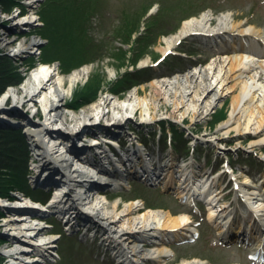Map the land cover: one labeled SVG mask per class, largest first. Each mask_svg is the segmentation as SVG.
<instances>
[{"label": "bare ground", "instance_id": "1", "mask_svg": "<svg viewBox=\"0 0 264 264\" xmlns=\"http://www.w3.org/2000/svg\"><path fill=\"white\" fill-rule=\"evenodd\" d=\"M35 1L31 0L30 3ZM230 14L222 15L217 24L208 12L199 17L185 19L175 34L165 37L162 52H166L178 40L188 35L202 37L207 44V41L227 35V38L232 39L231 52H244L248 55L240 54V57L226 58L217 56L208 69H199L198 72L187 73L183 78L172 81L153 78L149 82L152 89L149 97L140 98L143 95L139 89L126 95L125 99L120 94L115 95L108 91L107 93L114 97L104 92L99 96V100H92L90 105L77 112L63 111L62 107L67 98L66 79L61 76V69L57 64H41L31 71L20 88H10L0 98V131L12 127L14 130L9 131H13L15 137H30V142L36 148L30 147L33 160H38L34 169L37 173L33 187L39 186L43 191H47L54 186L51 205L46 208L32 206L31 199L28 203H22L15 197L13 200L16 201L12 200V203L0 199V206L8 210L4 215L1 213L4 217L1 228L6 230L9 238H0L1 245H5L2 253L7 257V264L45 263L43 256H47L54 248L56 239L53 236L45 237L47 232L43 226L47 223L32 220L30 217L41 218V213L47 211L63 218L69 230L72 226L77 227L83 234L96 226L98 228L95 231L104 230L99 238L113 250V255L118 256L117 264H145L149 260L166 264L172 255L171 244H177L178 241L188 243L196 237V231L191 225L192 219L185 212L173 216L170 211L164 209H147L142 212L141 209L145 205L143 199L131 201L123 208L118 203L106 206L107 186L121 187L129 183L131 176L132 179L147 182L157 180V184L164 187L162 190L173 188L175 196L190 206L194 205L192 203L195 200L202 202L208 220L220 234L219 239H231L246 246L256 241V258L258 264L263 263L264 193L262 194L257 185L250 184L247 180L237 184L239 195L241 194L247 209V212L240 213L237 218L234 207L224 199L227 193L224 192L225 185L219 183L222 174L233 173L227 156H223L224 160L221 159L219 168L209 174H206V171L202 174L196 173L197 166L194 165L197 164L192 160L174 167L175 157L171 153L154 154L152 148L151 151H145L150 146L144 145V142L134 144L132 136L135 134L133 128L128 125L137 113L138 123L145 127L156 120L173 117L182 109L184 110L181 111L179 119L191 116L195 121L202 120L223 98L222 90L226 83L233 80L238 81L239 86L243 85V91L236 97L230 117L223 118L226 120L223 125L229 128L237 114H242L237 120L240 121L249 110L243 122V130L240 123L234 130L238 133L243 131L244 137L253 139L250 147L261 148L264 143V135L259 137L264 129V60L261 57L264 58V54H260L259 48L251 46V43L258 40L259 33L252 28L243 30L244 22L232 23L233 15ZM236 17L234 14V18ZM31 21L33 18L27 17L17 21L16 25L28 26ZM4 43L8 46L13 42L7 40ZM39 46L40 41L32 39L28 43L23 42L15 54L22 55L35 47L39 49ZM219 52L217 49L214 54L219 55ZM138 62L139 59L136 63ZM255 62L257 63L254 64ZM217 68L219 70L215 74L214 70ZM254 72L253 81L249 83L246 75ZM86 73L87 69L84 68L69 75L71 89ZM258 80L263 82L260 87ZM204 93L210 95L209 100L202 97L201 94ZM8 96H14L20 104L29 105L39 96L44 118L38 122L28 115L30 113L18 109L17 106L2 109L1 104ZM257 96V109L250 108L249 105ZM159 99L163 100L164 104L161 105ZM241 102L249 108L242 107ZM165 104H171V112H162ZM104 119L107 121L102 122ZM95 123L98 124L92 125L95 127L91 128L90 125ZM2 124H9V128H2ZM225 132L230 133L231 130L227 129ZM104 139L111 140L113 145ZM194 142L191 141L190 144L193 145ZM139 146H142V149ZM169 147L173 149L172 144ZM122 150L124 151L121 152ZM176 170L177 176L174 174ZM95 231L92 233L94 236ZM37 236L42 238L39 240ZM204 262L194 257L184 258L178 264H205Z\"/></svg>", "mask_w": 264, "mask_h": 264}, {"label": "rangeland", "instance_id": "2", "mask_svg": "<svg viewBox=\"0 0 264 264\" xmlns=\"http://www.w3.org/2000/svg\"><path fill=\"white\" fill-rule=\"evenodd\" d=\"M30 1L0 0V59L5 61V63L0 64L2 67L10 68L19 81L18 84L6 86L0 91V98L10 88H20L34 68L41 64H57L61 69V76L65 77L67 84V98L66 104L62 107L63 111L77 112L90 105L92 100L94 102L96 99L99 100L104 92L111 97H114L111 93L120 94L125 99L126 95H130L139 89L143 95L140 98H146L150 96L152 89L149 82L153 78H164L167 81H172L183 78L187 73L198 72L199 69H208L217 56L223 58L240 57V54L247 56L248 54L244 52H231L232 39L227 38V35L207 41L208 44L202 37L188 35L178 40L166 52H162L165 37L175 34L185 19L199 17L205 12L212 15L215 23L219 21L222 15L231 13L233 15V18L231 17L232 23L244 22L243 30L252 28L257 31L259 38L251 43V46L255 49L259 48L260 54H264L262 53L264 52V0H36L34 3H30ZM69 3L71 6H67ZM78 3L79 8H81L79 16L75 14ZM61 4L64 6L63 9L59 7ZM50 6L55 7L49 10L48 7ZM90 8H94L95 13L84 25L81 20L86 19L88 14L86 11ZM234 14H236V18H234ZM44 16L46 19L53 20V23L59 19L60 25L47 27ZM58 16L59 18H57ZM27 17L33 18L28 26L16 25L17 21ZM128 24L130 27H127ZM57 29H60L59 32L65 31V38L73 37L72 34H75L73 39H79L80 44L77 43L79 47H77L78 52L76 54L73 49L68 50L65 44L62 47L63 51L60 48L49 57L45 56L47 49L52 52L48 47L50 42L52 43L53 37L58 34ZM32 39L40 41L39 49L35 47L22 55L15 54L23 42L28 43ZM7 40L13 43L5 46L4 41ZM236 42L239 43L240 41L236 40ZM236 46L240 47L238 44ZM217 49L220 50L219 55L214 54ZM59 51L60 54H58ZM256 54L258 53L256 52ZM65 57L67 60L69 57L67 66L65 61L62 62L63 65L60 63L61 61H57V59L63 60ZM261 58L264 60L263 57ZM138 59L139 62L136 63ZM138 66L146 68L136 73L133 68H139ZM84 68L87 69L88 73L82 75L71 89L68 80L69 75L73 71ZM218 70V68L214 70V73L217 74ZM254 74L255 72L246 75V80L249 83L253 81ZM95 81H98L100 85L97 97L80 105H72L73 97L82 93L88 82L93 84ZM257 84L258 87L262 86V80H258ZM242 86H239L238 81L233 80L226 83L222 90L223 98L202 120L195 121L191 116L179 119L181 111L184 110L182 109L175 116L156 120L149 126L144 127L138 123L139 113L128 123L135 134L132 136L134 144L135 142L139 144L144 142V145L150 146L145 151H151L152 148L154 154L167 153L170 155L171 153L175 157L174 167L184 163V161L192 160L197 164L194 165L197 166L195 168L196 173L202 174L206 171V174H209L218 169L223 156H227L233 173L222 174L219 183L225 185L224 192L227 193L224 195V199L230 202V206L234 207L237 218L240 213L247 212L245 202L241 198V194L239 195L240 191L237 189L239 187L237 184L247 180L250 184L257 185L262 194L264 193V143L261 144V148L257 146L253 149L250 147V142L253 139L244 137L243 131L238 133L234 130L238 123L243 130V122H245L246 114L250 111L248 110L240 121L237 120L242 114H237L229 128L223 125L226 121L223 118L227 116L226 119H228L230 117L235 106L234 101L243 91ZM108 91L111 93H107ZM252 91L250 96L253 95ZM201 95L206 100L210 99V95L206 93ZM258 99L259 96L249 105L250 108L257 109ZM39 100V96H37L30 105L20 104L14 96H8L1 104V108L11 109L17 106L18 109L30 113L28 115L39 122L44 118ZM158 101L161 105L164 104L163 100L159 99ZM240 105L249 108L243 102ZM171 110V104L163 105L162 112H171ZM105 121L107 120L104 119L102 122ZM93 127L95 126L91 128ZM2 128L8 129L9 124H2ZM227 129H230L231 132L226 133ZM9 130L14 129L11 127L0 132L13 134V131ZM263 135L264 129L259 137H263ZM191 141H195L193 145L190 144ZM22 143L26 149L24 172L27 182L25 185L13 189L11 200L3 196L0 197L4 202L11 201L12 203V200L16 198L22 203H28L29 196L33 194L32 189L38 188V186L33 187L35 184L34 177L37 173L34 169L38 160H33L31 154V148H36L30 142V137L22 139ZM170 144H172L173 149L169 147ZM139 148L142 149V146ZM149 164L152 166V162ZM176 173L178 170L174 173L177 176ZM132 178L133 176H131L129 183L121 185V187L107 186L106 206L110 207L118 203L123 208L125 204L131 201L143 199L145 205L141 209L142 212L147 209H164L170 211L173 216L185 212L192 219L191 225L196 231V237L188 243L178 241L177 244H171L172 255L167 259L166 264H178L184 258L191 259L194 257L205 261V264H258L256 258L257 242H252V245L246 246L231 239H219L220 234L208 220L204 204L195 200L192 203L194 205L190 206L175 196L173 188L162 190L164 187L162 184H157V180L147 182ZM53 188L54 186L46 192L39 190L43 193L39 192L38 195L33 194L35 199L42 200L43 204L32 202L31 205L41 204L43 205L41 207L45 208L51 205L48 202L49 196L46 194L50 191L52 193ZM243 188L245 189V187ZM47 196L48 199H44ZM36 209L41 211L39 208ZM5 211L8 210L0 206V238L7 239L9 234L1 228L4 219L1 213L4 215ZM41 217L48 221L47 225L43 226L46 232H50L51 236L56 239L54 248L48 253L49 255L46 258L43 257L44 264H52L53 261L57 264H117L118 256L113 255V250L107 246V243L101 242L99 238L104 230L97 229L95 231L98 226L83 234L76 229L77 227L72 226L69 230L67 223H63L64 219L59 218L54 212H42ZM94 231L95 236L93 235ZM262 236L264 237V233ZM3 249H5V245L4 243L1 245L0 242V264H7V257L2 253ZM56 250L61 253V259H58L59 255ZM262 262L264 264V261ZM145 264L157 263L149 260Z\"/></svg>", "mask_w": 264, "mask_h": 264}, {"label": "trees", "instance_id": "3", "mask_svg": "<svg viewBox=\"0 0 264 264\" xmlns=\"http://www.w3.org/2000/svg\"><path fill=\"white\" fill-rule=\"evenodd\" d=\"M55 6H50L48 8L50 10V8L53 9ZM67 6H71V3H69ZM77 6H76L77 11L75 12V14L79 16L80 15L79 12L81 11V8H79V3ZM59 7L61 9L64 8L62 4L59 5ZM87 12L88 14H87L86 19L81 20L83 24L86 22L87 23L89 22V18L92 15H94L95 10L94 8H90V10H87L86 13ZM44 17L46 19V16ZM57 18H59V16ZM58 20H55L53 23V20L51 21V19H46L44 22L47 25V27H53V26L58 27V25H60L58 23ZM61 27H64V26L61 25ZM127 27H130V25ZM56 31L58 32V34L55 35V37H53L54 39L52 43L50 42L49 47H48L50 48V50H52V52L47 49V51H45L46 52L45 56L49 57V55H51L52 53L54 54L57 49L60 50V48L64 47L65 44L68 50L71 48L76 54L78 52L77 47L79 46L77 43H79L78 42L79 39H73L75 37L74 36L75 34H72L73 37L65 38L64 37L65 31L59 32L60 29H57ZM60 42H63V43L61 44ZM62 51H63V48H62ZM58 54H60V51ZM57 61H61L60 62L61 64L62 62L65 61V65L67 66L68 65L67 63H69V57H68V60L65 57L63 60L57 59ZM2 62L5 63V61H2L0 59V63ZM5 67H2V65L0 64V91H2L6 86L19 83L18 77L16 76V74L13 73L11 69L8 67H6V70H5ZM140 70H143V69L133 68V71H135L136 73L140 72ZM99 89H100V85L98 81H95L93 84L88 82L86 88L83 89L82 93L73 97L72 105H77V104L80 105V104L86 103L87 101H90L91 98L92 99L96 98L99 93ZM22 139L23 138L15 137V135L13 134L0 132V197L3 196L7 198L8 200H11V198H13V192H14L13 189L21 187L25 185V183L27 182L25 180L26 174L24 172V167L26 165L24 155L26 154V149H25V145L23 143L21 144Z\"/></svg>", "mask_w": 264, "mask_h": 264}]
</instances>
